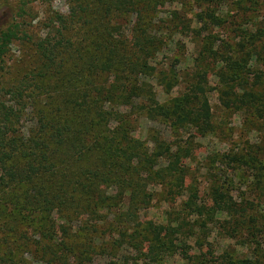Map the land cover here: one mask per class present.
I'll list each match as a JSON object with an SVG mask.
<instances>
[{
	"label": "trees",
	"instance_id": "obj_1",
	"mask_svg": "<svg viewBox=\"0 0 264 264\" xmlns=\"http://www.w3.org/2000/svg\"><path fill=\"white\" fill-rule=\"evenodd\" d=\"M34 1H14V22L0 31V62L25 33ZM66 1L67 15L54 13L36 44L35 82L23 81L9 91L17 101L25 93L42 92V100L33 104L35 126L17 135L20 110L0 104V193L9 197L13 220L21 219L23 210L56 215L54 243V227L48 218L39 219L43 235L37 252L43 264H160L176 249L171 237L180 230L143 224L140 212L153 199L150 184L162 185L167 197L183 189L188 171L183 160L190 149L160 135L142 141L134 136L138 119L165 116L172 131L188 127L202 136L213 128L207 96L198 81L169 104L161 103L154 91L153 81L166 91L179 79L173 68L155 67L167 41L158 36L154 9L170 0ZM203 52L212 55L211 47ZM239 53L222 56L221 70H245L250 54L244 44ZM200 61H205L203 53ZM228 75L221 73L226 101L231 94L235 98ZM244 95L243 90L236 101L242 108L247 106ZM223 158L250 164L244 155ZM221 189L213 192L216 209L195 211L205 218L215 212L233 217L231 196ZM223 264L258 261L227 259Z\"/></svg>",
	"mask_w": 264,
	"mask_h": 264
},
{
	"label": "rangeland",
	"instance_id": "obj_2",
	"mask_svg": "<svg viewBox=\"0 0 264 264\" xmlns=\"http://www.w3.org/2000/svg\"><path fill=\"white\" fill-rule=\"evenodd\" d=\"M14 1L0 0V31L14 22ZM31 7L23 27L25 33L12 42L0 62V104L20 110L17 135H25L35 126L33 104L43 97L38 90L25 93L17 101L9 91L23 81L29 85L35 82L39 68L36 44L48 32L47 20L54 13L67 15L69 5L66 0H35ZM154 11L158 36L167 41L166 49L158 55L156 70L166 66L163 70L173 68L179 75L170 90L163 91L152 82L158 100L169 104L191 83L200 82L213 128L201 136L188 127L172 131L165 116L138 119L134 136L142 141H148L150 134L160 135L190 149L189 157L183 160L188 168L183 189L167 197L162 185L150 184L153 199L140 212V221L180 230L173 231L171 237L176 249L164 255L160 264H223L227 259H252L264 264V0H170ZM243 44L250 54L247 68L235 74L221 70L222 56L236 58ZM204 47H211L212 55L207 57ZM202 53L205 61L201 62ZM222 72L233 78L228 84L234 86L235 98L231 94L229 101L223 94L228 88L221 80ZM243 90L245 108L236 102ZM225 155H244L250 164L239 166L219 159ZM215 187L231 196L233 217L215 212L205 218L195 211L197 207L204 208L203 212L216 209ZM41 213L23 210L21 219L13 220L9 197L0 193V264H43L37 252L43 235L41 216L54 227L53 243L59 233L56 215Z\"/></svg>",
	"mask_w": 264,
	"mask_h": 264
}]
</instances>
